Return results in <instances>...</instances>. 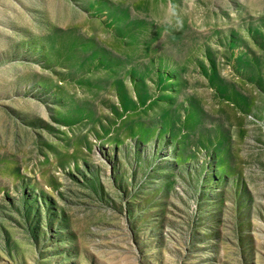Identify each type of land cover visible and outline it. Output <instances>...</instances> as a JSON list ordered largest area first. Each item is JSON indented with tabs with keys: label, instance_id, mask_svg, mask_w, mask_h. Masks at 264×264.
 Segmentation results:
<instances>
[{
	"label": "rangeland",
	"instance_id": "obj_1",
	"mask_svg": "<svg viewBox=\"0 0 264 264\" xmlns=\"http://www.w3.org/2000/svg\"><path fill=\"white\" fill-rule=\"evenodd\" d=\"M0 264H264V0H0Z\"/></svg>",
	"mask_w": 264,
	"mask_h": 264
}]
</instances>
